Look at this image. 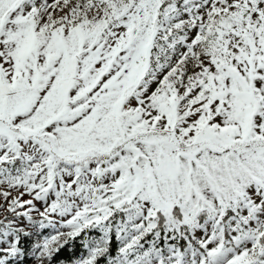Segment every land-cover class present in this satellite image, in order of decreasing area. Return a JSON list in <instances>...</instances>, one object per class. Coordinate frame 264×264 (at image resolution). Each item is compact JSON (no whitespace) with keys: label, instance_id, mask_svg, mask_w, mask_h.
Returning <instances> with one entry per match:
<instances>
[{"label":"snow or ice","instance_id":"6c2138e0","mask_svg":"<svg viewBox=\"0 0 264 264\" xmlns=\"http://www.w3.org/2000/svg\"><path fill=\"white\" fill-rule=\"evenodd\" d=\"M0 264H264V0H0Z\"/></svg>","mask_w":264,"mask_h":264},{"label":"trees","instance_id":"16d2710c","mask_svg":"<svg viewBox=\"0 0 264 264\" xmlns=\"http://www.w3.org/2000/svg\"><path fill=\"white\" fill-rule=\"evenodd\" d=\"M77 251H79V249H77ZM70 255V253L67 251V250H65L63 253H62V256H64V257H67V256H69Z\"/></svg>","mask_w":264,"mask_h":264}]
</instances>
